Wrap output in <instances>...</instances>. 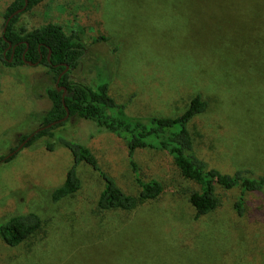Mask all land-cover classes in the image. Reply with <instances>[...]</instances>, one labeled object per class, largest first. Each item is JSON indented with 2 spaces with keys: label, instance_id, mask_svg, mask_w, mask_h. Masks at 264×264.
<instances>
[{
  "label": "rangeland",
  "instance_id": "374dc122",
  "mask_svg": "<svg viewBox=\"0 0 264 264\" xmlns=\"http://www.w3.org/2000/svg\"><path fill=\"white\" fill-rule=\"evenodd\" d=\"M12 1L0 0V37ZM48 23L79 34L86 46L71 78L109 83L136 117L176 116L200 93L208 107L189 124L197 155L225 173L264 174V0H39L14 28L24 34ZM55 83L45 64L11 67L0 58V155L39 126L32 115L50 107L46 88ZM64 132L137 194L121 138L78 117ZM136 161L142 178L163 181L164 193L133 211L96 214L105 181L84 162L80 192L50 199L74 163L65 146L49 151L43 138L0 160V221L30 211L44 220L18 247L0 238V264H264V228L252 220L264 210L261 196L246 195L243 218L233 208L240 191L220 189L221 205L195 219L171 156L145 149Z\"/></svg>",
  "mask_w": 264,
  "mask_h": 264
},
{
  "label": "trees",
  "instance_id": "16d2710c",
  "mask_svg": "<svg viewBox=\"0 0 264 264\" xmlns=\"http://www.w3.org/2000/svg\"><path fill=\"white\" fill-rule=\"evenodd\" d=\"M28 1L26 10L39 2V0ZM24 5L25 0L12 1L4 13L5 23L13 12ZM21 13L11 19L6 32L0 37V58L5 64L11 67L26 64L23 53L26 59L34 62L43 55L41 63L49 68V73L55 82L59 74L66 69V65L69 66L58 85L55 83L46 88L50 107L32 115L33 119L40 123L38 127L65 117L66 107L70 111V118L78 117L95 122L99 128L111 132L125 142L138 186L137 194L128 193L113 175L102 168L90 147L67 136L64 131L68 119L41 130L24 146H32L44 138L45 146L49 151H54L58 145H61L73 154L74 163L64 181L49 192L52 202H63L80 192L83 182L78 173V166L83 162L93 167L105 181L94 209L96 214L133 211L145 202L158 199L165 191V184L157 178L147 180L142 178L136 161V153L145 149L165 152L173 158L182 178L188 182L187 186L180 191V195L194 210L195 219L212 213L221 205L220 189L240 191L233 202V208L239 217H246L248 193L261 196L264 200V174L256 175L248 168L237 169L234 173H225L218 168L210 167L197 155L189 124L195 116L205 112L208 107V101L200 93L194 95L187 108L176 116H131L126 111L127 103L117 102L110 94L109 83L93 85L71 78V72L77 68L86 51V46L79 34H69L61 25L54 23L42 25L22 34L14 28ZM4 36L14 43H20L16 47L12 61L9 60L12 50L5 52L8 43ZM59 86L67 88L64 98L63 88L59 89ZM32 132L23 134L20 144ZM6 155H0V160ZM15 155L6 161L13 159ZM252 220L264 228V210L256 209ZM43 227L44 220L38 212L18 213L0 221V238L8 246L18 247L35 237Z\"/></svg>",
  "mask_w": 264,
  "mask_h": 264
},
{
  "label": "water",
  "instance_id": "95a60500",
  "mask_svg": "<svg viewBox=\"0 0 264 264\" xmlns=\"http://www.w3.org/2000/svg\"><path fill=\"white\" fill-rule=\"evenodd\" d=\"M28 4H29V1L28 0H25V5L23 6V7H21V8H19L18 10H16L15 12H13L8 18H7V20H6V23H5V26H4V33L6 32V30H7V26L9 25V23H10V21H11V19L15 16V15H17V14H19V13H21V12H23V11H25L26 10V8H27V6H28ZM4 39L6 40V36H4ZM28 64H31V65H34L35 64V62H33V61H26ZM69 69V66L68 65H66V69L59 75V77H58V79H57V82H56V84L58 85L59 84V82L61 81V78H62V76H63V74L65 73V72H67V70ZM59 89H61V88H63V98L65 97V95H66V93H67V88L65 87V86H59L58 87ZM66 109H67V113H66V115H65V117H63L62 119H59V120H56V121H53V122H51V123H49V124H47V125H45V126H41V127H38V128H36L16 149H14L13 151H11L10 153H8L6 156H5V158L4 159H2L3 161L4 160H6V159H8L9 157H11V156H13V155H15V154H17L24 146H25V144L33 137V136H35L38 132H40L41 130H43V129H45V128H47V127H51V126H53V125H55V124H57V123H60V122H64V121H66V120H68L69 118H70V111L68 110V108L66 107Z\"/></svg>",
  "mask_w": 264,
  "mask_h": 264
},
{
  "label": "flooded vegetation",
  "instance_id": "af4514ba",
  "mask_svg": "<svg viewBox=\"0 0 264 264\" xmlns=\"http://www.w3.org/2000/svg\"><path fill=\"white\" fill-rule=\"evenodd\" d=\"M6 41H7V43H8V45L5 47V52L6 51H9V50H12V55H11V57L9 58V60L10 61H12L13 60V58H14V53H15V51H16V47L20 44V43H14V42H12V41H10V40H8L7 38H6ZM20 42H22V41H20ZM28 48H26V50H27ZM25 50V51H26ZM43 58V55H41L40 56V59L38 60V61H36L35 62V64H38V63H40V64H44V63H41V59ZM23 59L25 60V61H28V59H26L25 58V53H23ZM29 61H31V60H29ZM34 62V61H33ZM34 64V65H35ZM68 71V70H67ZM62 73V72H61ZM60 73V74H61ZM59 74V75H60ZM59 77V76H58Z\"/></svg>",
  "mask_w": 264,
  "mask_h": 264
}]
</instances>
